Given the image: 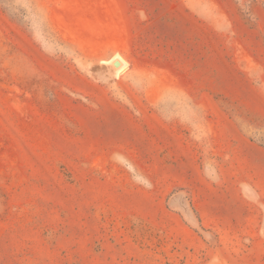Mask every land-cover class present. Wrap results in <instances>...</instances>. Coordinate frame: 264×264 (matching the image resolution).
Listing matches in <instances>:
<instances>
[{"label": "rangeland", "instance_id": "1", "mask_svg": "<svg viewBox=\"0 0 264 264\" xmlns=\"http://www.w3.org/2000/svg\"><path fill=\"white\" fill-rule=\"evenodd\" d=\"M0 264H264V0H0Z\"/></svg>", "mask_w": 264, "mask_h": 264}, {"label": "bare ground", "instance_id": "2", "mask_svg": "<svg viewBox=\"0 0 264 264\" xmlns=\"http://www.w3.org/2000/svg\"><path fill=\"white\" fill-rule=\"evenodd\" d=\"M117 57H119V56H117ZM118 59H121V58H118ZM114 63L116 64V72L123 70L125 68V65H126V63H124L123 60L122 61L118 60L117 63L116 62H114Z\"/></svg>", "mask_w": 264, "mask_h": 264}, {"label": "water", "instance_id": "3", "mask_svg": "<svg viewBox=\"0 0 264 264\" xmlns=\"http://www.w3.org/2000/svg\"><path fill=\"white\" fill-rule=\"evenodd\" d=\"M116 63H117V61H116Z\"/></svg>", "mask_w": 264, "mask_h": 264}]
</instances>
